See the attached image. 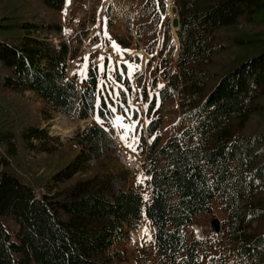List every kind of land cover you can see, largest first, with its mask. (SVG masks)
Wrapping results in <instances>:
<instances>
[{"label":"trees","instance_id":"obj_1","mask_svg":"<svg viewBox=\"0 0 264 264\" xmlns=\"http://www.w3.org/2000/svg\"><path fill=\"white\" fill-rule=\"evenodd\" d=\"M142 1L162 22L167 0ZM173 1L179 68L172 72L169 62L159 63L167 81L159 97L165 101L174 97L172 89L179 91L188 127L161 143L162 106L156 95L150 99L151 141L144 148L151 161L149 198L129 184V171L77 176L117 150L104 125L92 123L76 134V154L41 182V176L20 173L8 156L35 147V139L48 151L46 140L57 137L21 116L0 117V144L8 152L0 158V264H128L129 251L116 244L145 216L154 227L157 264H227L223 253L203 250L209 238L184 233L198 214H213L215 201L226 212L221 234L233 258L264 264V0ZM37 4L21 0L0 16V100L28 89L78 119L104 121L123 111L127 92L108 97L104 70L90 66L82 84L68 73L70 50L53 38L63 24L52 14L67 0ZM115 48L118 54L125 49ZM42 185L51 191L37 195Z\"/></svg>","mask_w":264,"mask_h":264},{"label":"rangeland","instance_id":"obj_2","mask_svg":"<svg viewBox=\"0 0 264 264\" xmlns=\"http://www.w3.org/2000/svg\"><path fill=\"white\" fill-rule=\"evenodd\" d=\"M20 1L0 0V16L6 14L10 7L17 5ZM22 1L31 4L32 7L38 5L37 0ZM167 2L165 17L159 23L155 22L149 14L152 8L150 6L147 8V4L145 5L142 0H67V6L64 9L52 12L53 16L63 24L62 30L54 33L53 38L59 44L65 43L70 50L68 73L77 75L78 82L82 84L85 71L88 77L90 66H97L100 69V65H104L106 77L104 76L101 80L103 84L105 83L106 95L108 97L111 95L118 100L120 91L127 92L126 101L120 97L124 107L123 111L116 110V119L110 121L100 119L111 132L120 135L117 150L102 160L94 161L89 172L80 173L77 176L87 177L96 172L102 174L129 171L132 173L129 184L137 187L147 198H149L150 171L142 168L127 169L122 163L120 150H127L135 157L145 154L144 148H148L151 141L146 134L148 119L145 113L154 95L158 97L157 105L162 106L164 117V122L159 129L161 143L171 136L180 134L188 127L180 110L179 91L172 89L174 97L165 101H161L159 97L160 91L167 82L160 74L159 63L163 60L169 62L172 72L179 68V40L175 32L176 28L172 25L175 14L171 11V6L174 1L167 0ZM168 24H170V32ZM236 28V26L231 27L230 31L235 32ZM115 43L125 48L120 54L115 50ZM231 57L232 54L224 55L225 59ZM85 65H87L86 70ZM108 69L113 71L109 72ZM117 75H120L121 79ZM127 76L129 80L131 79L130 84L123 81ZM129 86L134 88L132 97L129 95ZM144 91H146V98ZM16 116L25 119L26 125L32 123L46 128L50 136L57 137L46 140L50 147L48 151L42 149L44 142L41 144L35 139V147L29 150L20 149L10 157L6 146L0 144V156H8L12 160V165L28 178L41 176V182L50 180L55 172L56 163L64 164L72 154L73 156L76 154L74 139L76 134L92 123L98 122L97 118L78 119L56 110L28 89L10 92L0 100V117L10 119ZM133 121H139L135 125V132L122 127V125H131ZM126 132L127 137L123 138ZM133 137L137 139L134 141ZM129 143L133 144L135 151L128 147ZM127 161L128 159L124 157V162ZM36 191L47 193L51 190L48 186L42 185L38 186ZM212 206L213 214H198L184 233L190 239L193 236L209 238L210 241L203 246V250H206L209 255L218 256L223 253L227 264H242L233 258L227 238L221 234V231L216 232L212 224L214 219H219L222 226L226 212L218 201L213 202ZM153 235L152 224L144 218L139 222V229L132 230L131 237L121 240L116 246L129 251L131 262L144 264L148 261L150 264H157L160 254L155 248ZM199 264L209 263L205 260Z\"/></svg>","mask_w":264,"mask_h":264},{"label":"snow or ice","instance_id":"obj_3","mask_svg":"<svg viewBox=\"0 0 264 264\" xmlns=\"http://www.w3.org/2000/svg\"><path fill=\"white\" fill-rule=\"evenodd\" d=\"M99 47V46H97ZM101 59H103V57H101ZM85 70L87 68V65L84 66ZM100 69H104V65H100ZM109 72L113 71L112 69H108ZM85 79L87 78V75H86V71H85ZM161 87H164L163 85H161ZM113 111H115V109H112ZM139 111V110H138ZM97 121L98 123L101 124V127H103V122L99 119V117H97ZM150 122V121H149ZM139 121H133L131 125H122V127L128 129L129 131H132V132H135V125L138 124ZM127 137V132L125 133V137L123 138H126ZM137 138L136 137H133V140L135 141ZM128 147L129 148H132L133 151H135V148L133 147V144L132 143H129L128 144ZM145 199H147V197H145Z\"/></svg>","mask_w":264,"mask_h":264},{"label":"water","instance_id":"obj_4","mask_svg":"<svg viewBox=\"0 0 264 264\" xmlns=\"http://www.w3.org/2000/svg\"><path fill=\"white\" fill-rule=\"evenodd\" d=\"M171 10H172V12H173L175 15L178 13L177 6H175V5H172ZM172 25H173L176 29L179 28V26H180V20H179V17H178V16H175V17L173 18ZM212 224H213V226H214V228H215V230H216L217 232L221 230V221H220L219 219H214V220L212 221Z\"/></svg>","mask_w":264,"mask_h":264},{"label":"built area","instance_id":"obj_5","mask_svg":"<svg viewBox=\"0 0 264 264\" xmlns=\"http://www.w3.org/2000/svg\"><path fill=\"white\" fill-rule=\"evenodd\" d=\"M125 157V156H124ZM125 159H127L126 157H125ZM128 162H129V166H131V167H137L139 164V161H134V160H131V159H129L128 158ZM147 163V166H150V163L149 162H146ZM140 164H142V163H140Z\"/></svg>","mask_w":264,"mask_h":264},{"label":"crops","instance_id":"obj_6","mask_svg":"<svg viewBox=\"0 0 264 264\" xmlns=\"http://www.w3.org/2000/svg\"><path fill=\"white\" fill-rule=\"evenodd\" d=\"M117 244H119V243H117ZM128 264H137V263L129 261Z\"/></svg>","mask_w":264,"mask_h":264},{"label":"bare ground","instance_id":"obj_7","mask_svg":"<svg viewBox=\"0 0 264 264\" xmlns=\"http://www.w3.org/2000/svg\"><path fill=\"white\" fill-rule=\"evenodd\" d=\"M126 163H127V165H129V162L128 161Z\"/></svg>","mask_w":264,"mask_h":264}]
</instances>
